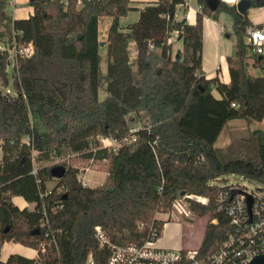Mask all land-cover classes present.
<instances>
[{
	"label": "trees",
	"instance_id": "obj_1",
	"mask_svg": "<svg viewBox=\"0 0 264 264\" xmlns=\"http://www.w3.org/2000/svg\"><path fill=\"white\" fill-rule=\"evenodd\" d=\"M196 1L200 11L191 24L185 14L177 17L185 0L142 8L132 0H29L33 13L16 19L11 0H0V44L7 46L0 50V78L6 79L9 48L34 46L33 55H16V95L0 89V264H88L89 255L104 264L110 252L97 227L119 246L157 240L170 221L159 215H170L196 189L213 194L208 205L191 204L194 216L207 218L198 257L208 258L238 236L219 195L233 185L225 181L229 175L264 187V131L255 129L221 149L215 143L231 120L264 121V75L249 72V62L264 69V53L253 52L248 41V29L264 23L254 25L248 12L223 0L214 11L209 0ZM132 10L139 11L138 20L123 26L121 18ZM220 13L232 17L236 39V56L227 59L228 83L208 78L203 69L204 18L217 20ZM106 16L112 18L107 95L100 100L99 25ZM174 35L182 43L179 59L171 57ZM100 136L135 141L111 152L100 147ZM68 152L107 161L105 181L83 186L79 169L66 162L58 164L66 168L62 179L51 176L50 166L35 165ZM15 197L32 207L20 208ZM6 242L36 249L38 256L12 253L4 261Z\"/></svg>",
	"mask_w": 264,
	"mask_h": 264
},
{
	"label": "built area",
	"instance_id": "obj_2",
	"mask_svg": "<svg viewBox=\"0 0 264 264\" xmlns=\"http://www.w3.org/2000/svg\"><path fill=\"white\" fill-rule=\"evenodd\" d=\"M78 3L80 4L81 0ZM198 10L200 11V6ZM185 19L187 21L190 19L189 13H186ZM248 41L253 45V52L258 54L264 53V26L249 28ZM16 49L17 54L22 56H31L34 54V46L32 43L16 45ZM138 129L139 125H135L131 129V132L134 133ZM97 141L100 147L115 152L123 143L135 141V137L117 140L113 136H100L97 137ZM33 173L35 174L36 170ZM80 181L83 186H89L83 176L80 178ZM235 189H240L243 193L237 194L234 197L232 196V202L226 204L227 197ZM261 193L250 191L238 185H231L228 191L219 195V202L223 205L222 207H225L231 215L233 224L238 226V236L231 237L208 258H199L198 249L162 248L158 245L159 239L155 240L154 238L149 239L142 245H115L111 238L107 237L97 227V235L101 244L107 245L110 252L104 264H249L254 257L264 254V197ZM246 194L253 197L254 200L251 211H249L247 206ZM184 197L187 199L184 203V207L186 208H184V212L186 215H189L191 213L190 207L193 197L192 195H186ZM198 203L204 205L209 204L208 201L202 200H199ZM250 218H253V220L249 221ZM41 250H44V245H41ZM36 251L38 253V250ZM88 264H96L92 255H89Z\"/></svg>",
	"mask_w": 264,
	"mask_h": 264
},
{
	"label": "rangeland",
	"instance_id": "obj_3",
	"mask_svg": "<svg viewBox=\"0 0 264 264\" xmlns=\"http://www.w3.org/2000/svg\"><path fill=\"white\" fill-rule=\"evenodd\" d=\"M29 6V5H28ZM136 7V5H134ZM14 7L12 4L10 9ZM136 10H132L130 12H134ZM136 15L135 13L129 14L127 19H122L123 25L131 24L136 22ZM112 18L109 16L102 17L100 19L99 25V39L103 43L100 51L101 55V63L99 67V99L103 100L107 95V48H106V40H107V33L108 28L110 25ZM135 20V21H132ZM180 42H176L173 46V56L175 59V53L177 52L178 48H182ZM7 49V46L0 44V50ZM9 57L6 66V79L2 80L0 78V89L4 94L9 93L10 95H16V77L17 73L15 70L16 65V44L13 48H9ZM130 58H131V65L133 66L134 72L136 73V58H137V51L135 46L129 48ZM250 69V68H249ZM249 72H251L249 70ZM255 129H263L264 130V122L255 121L253 119H238V120H231L227 123L225 128L223 129L221 135L219 136L217 142L215 143V147L218 149L228 147L232 143H238L243 139L250 137V134ZM2 157V148L0 147V159ZM61 162L70 163L73 167H77L79 169V177L81 178V174L83 173V177L86 179L90 187H95L97 185L102 184L107 176V169H108V162L101 161V162H93L87 158L82 156H78L74 153H66L62 157H53L50 161L47 162H36V167L40 168L42 166H50L54 167ZM225 181L227 184L238 185L242 188H247L250 191L254 192H261L262 196L264 197V187L256 182H251L248 179H244L241 176L237 175H229L225 177ZM57 181L49 182L48 186L52 188ZM217 182L209 181L208 185H214ZM219 184L223 185L224 183ZM193 188V187H192ZM208 191V190H206ZM196 193H192L190 190V195H192V202H198L199 200L208 201L210 202V192H202L200 190H195ZM259 194V195H261ZM187 199L183 196L181 197L176 206L173 208V211L170 215L161 214L159 215L164 220H170L169 228L164 229V237L167 241H174L175 244L180 243L181 246L182 242L185 244V249L193 250L198 249L202 240L203 231L206 225V217H196L194 214L191 213L186 215L184 212V203ZM24 205L28 206L29 208L32 207V204H26V202H20L18 206L24 207ZM186 209V208H185ZM191 209V207H190ZM164 238V239H165ZM178 238V239H177ZM4 246V245H3ZM23 246V247H22ZM4 254L14 253V252H23L28 253L30 255H35L34 251L31 250L29 247L24 248V245L17 243V242H8L2 248Z\"/></svg>",
	"mask_w": 264,
	"mask_h": 264
},
{
	"label": "crops",
	"instance_id": "obj_4",
	"mask_svg": "<svg viewBox=\"0 0 264 264\" xmlns=\"http://www.w3.org/2000/svg\"><path fill=\"white\" fill-rule=\"evenodd\" d=\"M132 1L134 5H136L139 8H142L146 4L155 3L157 0H132ZM223 1L230 5L237 6V4L241 0H223ZM11 4L14 7L10 9ZM198 7L199 5L197 4L196 0H185L184 7L180 6L178 9L179 10L178 15H177L178 19H182L184 17V14L186 15V13H189L190 19L188 20V22L191 24H194L196 22L197 14L199 12ZM9 12L11 13L14 19L27 18L33 13V7L29 4V0H11L9 4ZM131 13H135L136 15L135 20L136 21L138 20L139 18L138 10L134 12H129L126 17L121 18L120 21L122 25H123L122 19H127L129 17V14ZM248 17L254 25L263 24L264 23V5L261 7H258V6L250 7L248 10ZM135 20H132V21H135ZM171 41H172L173 46L176 42L181 43V41L177 39L176 35L173 36ZM132 46H135L134 41H131L130 43V47ZM101 48H103L102 45L100 47V51L102 50ZM181 49H182L181 47L177 49V52L175 53V59H177L178 56L179 58L181 57ZM172 50H173V47H172ZM236 51H237L236 39L233 33L232 17L226 13H220L217 20L206 16L203 22V69L205 71L206 76L208 78L218 77L223 83L230 82L231 77L229 73L227 59L229 57H235ZM171 57L174 59L173 51H171ZM249 68H250L249 70L251 71L250 73L254 76L264 75V69L260 70V69L253 68L251 62H249ZM214 95L217 97L219 96L216 92H214ZM81 176H83V173L81 174ZM13 201L16 205L20 204V202L22 201L26 202L21 197H15ZM26 204H28V202H26ZM24 207H26V205H24ZM24 207H20V208H24ZM170 222L171 221H168L164 224L161 237L159 238V241H158V245L162 248H168V249H185L184 248L185 244L183 242H182L183 246H181L180 243L175 244L174 241L172 240L167 241V239L164 237L165 236L164 229L169 228ZM206 223H207V220H206ZM30 249L34 251L35 255H30L26 252L25 253L14 252V253L22 254L30 258L37 257L38 253L36 249H33V248H30ZM185 250H188V249H185ZM10 254L12 253L4 254L2 251V254H1L2 259L5 261Z\"/></svg>",
	"mask_w": 264,
	"mask_h": 264
},
{
	"label": "water",
	"instance_id": "obj_5",
	"mask_svg": "<svg viewBox=\"0 0 264 264\" xmlns=\"http://www.w3.org/2000/svg\"><path fill=\"white\" fill-rule=\"evenodd\" d=\"M218 3H219L218 0H209V4L211 5V8L213 11L217 9ZM263 5H264V0H241L237 4V9H238V12L243 14V13L248 12L249 8L252 6L261 7ZM101 45H103V43H101ZM162 58L163 59L168 58V51L165 47H163V50H162ZM177 59H179V56L177 57ZM50 174L52 177L56 179H62L64 175L66 174V168L63 165H56L50 168ZM238 193L241 194L243 193V191L239 189H235L233 190L232 195H235ZM246 202H247L249 211H251V207L254 202L253 197L246 194ZM249 264H264V254L254 257L253 260Z\"/></svg>",
	"mask_w": 264,
	"mask_h": 264
}]
</instances>
